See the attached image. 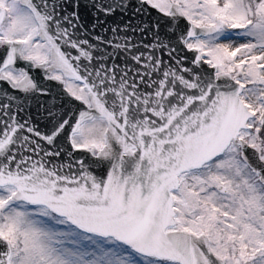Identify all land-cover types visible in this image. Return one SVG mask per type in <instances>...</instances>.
Wrapping results in <instances>:
<instances>
[{"label": "snow or ice", "instance_id": "obj_1", "mask_svg": "<svg viewBox=\"0 0 264 264\" xmlns=\"http://www.w3.org/2000/svg\"><path fill=\"white\" fill-rule=\"evenodd\" d=\"M0 264H264V0H0Z\"/></svg>", "mask_w": 264, "mask_h": 264}, {"label": "water", "instance_id": "obj_2", "mask_svg": "<svg viewBox=\"0 0 264 264\" xmlns=\"http://www.w3.org/2000/svg\"><path fill=\"white\" fill-rule=\"evenodd\" d=\"M53 84H55V82H52Z\"/></svg>", "mask_w": 264, "mask_h": 264}]
</instances>
